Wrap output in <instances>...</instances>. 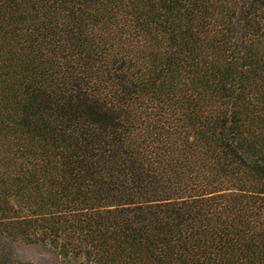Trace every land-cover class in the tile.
<instances>
[{"label":"trees","instance_id":"1","mask_svg":"<svg viewBox=\"0 0 264 264\" xmlns=\"http://www.w3.org/2000/svg\"><path fill=\"white\" fill-rule=\"evenodd\" d=\"M5 240L264 264V0H0Z\"/></svg>","mask_w":264,"mask_h":264},{"label":"rangeland","instance_id":"2","mask_svg":"<svg viewBox=\"0 0 264 264\" xmlns=\"http://www.w3.org/2000/svg\"><path fill=\"white\" fill-rule=\"evenodd\" d=\"M5 250L13 257L24 261L41 262L43 264H70L56 252L40 245L26 244L20 241L5 240Z\"/></svg>","mask_w":264,"mask_h":264}]
</instances>
